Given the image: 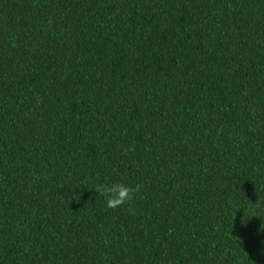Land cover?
<instances>
[{
    "label": "trees",
    "instance_id": "trees-1",
    "mask_svg": "<svg viewBox=\"0 0 264 264\" xmlns=\"http://www.w3.org/2000/svg\"><path fill=\"white\" fill-rule=\"evenodd\" d=\"M0 264H264V0H0Z\"/></svg>",
    "mask_w": 264,
    "mask_h": 264
},
{
    "label": "clouds",
    "instance_id": "clouds-1",
    "mask_svg": "<svg viewBox=\"0 0 264 264\" xmlns=\"http://www.w3.org/2000/svg\"><path fill=\"white\" fill-rule=\"evenodd\" d=\"M125 152L135 151L134 147L124 149ZM142 185H130L124 182H103L94 185V192L104 198L109 209L117 210L128 206L130 214L136 215L133 202L141 192Z\"/></svg>",
    "mask_w": 264,
    "mask_h": 264
}]
</instances>
